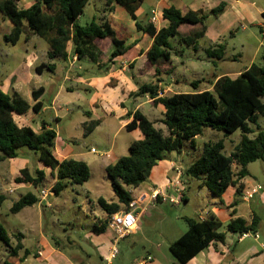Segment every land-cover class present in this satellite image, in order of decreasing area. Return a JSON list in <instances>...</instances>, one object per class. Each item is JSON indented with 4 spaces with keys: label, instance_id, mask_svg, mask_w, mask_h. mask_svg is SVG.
I'll list each match as a JSON object with an SVG mask.
<instances>
[{
    "label": "trees",
    "instance_id": "1",
    "mask_svg": "<svg viewBox=\"0 0 264 264\" xmlns=\"http://www.w3.org/2000/svg\"><path fill=\"white\" fill-rule=\"evenodd\" d=\"M17 1L19 0H0L1 14L14 25L4 39L15 45L24 33L36 34L48 41L50 59L66 60L71 43L72 55L78 59L89 58L97 63L102 55L103 44L110 39L113 49L108 62H113L117 57L127 54L136 44L119 38L106 16H103L100 22L93 19L86 25H80L77 19L91 0H36L27 8H20ZM105 1L107 10L111 9L113 4L124 7L135 20L137 29L154 38L147 51V58L157 75L174 71L175 50L172 39L178 38L180 42L196 47L207 30L209 15L203 12L189 11L183 14L174 6L164 8L162 15L168 24L158 29L152 22L142 24L137 20L136 11L144 0ZM224 8L225 3H222L209 12L218 16ZM205 51L208 58L217 63L225 59L226 46L218 43ZM141 53V50L138 51V54ZM47 66L53 69L50 65ZM196 83H201V80L192 83L197 89ZM212 85V89L171 95H161L158 84L152 82L139 86L135 93L137 96L149 94L155 104L165 107L162 122L169 133L165 134L162 129L157 128L142 111L131 113L133 118L126 125V129H140L143 138L131 142L129 153L106 167L111 187L118 199L116 202H108L102 197L98 198L99 206L107 215L120 210H130L133 202L132 189L149 179L153 167L163 160L167 153L180 151L185 141H193L208 127L223 131L227 135L240 130L242 138L229 154L225 152L223 139L205 144L202 155L187 167L182 175L201 180L217 198H221L229 186H235L237 194L242 193V180L250 174L247 166L257 160L264 161V127L259 123L261 116H264V60L254 63L237 77L221 76L212 82ZM42 91H34V98L38 99ZM42 108L41 101L31 106L21 94H8L0 88V160L18 157L19 149L23 147L34 151L39 160L51 168V173L56 178L53 192L59 195L69 183H86L90 179L91 171L84 161L60 160L55 156L57 132L47 128L46 123L42 124L43 130L37 132L31 126L18 125L15 120V114L21 115L30 109L39 112ZM44 178L43 170L32 174L28 168H24L15 181L18 184L28 183L39 187ZM5 199L6 196L0 194V205ZM38 201L36 194L28 192L15 200L9 210L16 214ZM258 222L256 215L251 223L244 217H234L227 224V230L221 231L223 224L215 216L205 220L188 217L186 232L171 243L170 251L179 263L185 264L208 248L212 242L225 241L227 231L238 234L256 232ZM107 229L106 220H97L92 228L99 234ZM14 235L17 240L15 245L12 243V235L0 222V244L5 243L12 255H16L23 248V235ZM27 253L29 252L26 251ZM4 264L14 263L5 260Z\"/></svg>",
    "mask_w": 264,
    "mask_h": 264
},
{
    "label": "crops",
    "instance_id": "2",
    "mask_svg": "<svg viewBox=\"0 0 264 264\" xmlns=\"http://www.w3.org/2000/svg\"><path fill=\"white\" fill-rule=\"evenodd\" d=\"M144 2L136 11V16H138V11H140L143 7ZM222 3H225L224 11L218 16L212 15L214 18L209 19L208 17V26L205 36L200 40L199 45L194 47V49L200 52L199 54H204L206 58L203 59L215 66H221V62L223 61H238L244 58L246 53L249 54V57L247 58L249 63L245 69L234 73L225 71L216 75L213 80L207 79L205 75H198V77L193 80L187 77L179 79L176 74L177 66L174 55L177 54V51L175 47L173 54V61L175 65L174 71L171 73H162L157 75L155 68L149 63L147 58V51L151 47L154 38L147 32L139 31L136 24H133L135 20L130 16L124 7L118 4H113L111 6L112 10L108 16V18L115 20L116 24H113L110 19H107L110 21L111 26L114 28L119 38L128 43L136 44L127 54L117 57L113 62H108L113 45L111 41L106 40V54L102 50L99 62L94 65L98 67V72L91 75H83L80 72L72 73V69L80 59L70 53L72 51L71 43L68 46L69 56L66 60L58 58L50 59L48 56L49 49H46L44 56L40 58L39 55L30 51L29 42L31 41L32 34L30 32L25 33V35L23 34L20 40L13 45L12 48H7L6 57L3 59V62L6 63L10 58H14L17 60L18 65L8 74L2 73L0 70V88L8 94H12L14 92L21 94L31 106L36 102L41 101L43 108L39 112H35L33 109H30L27 113L21 115L15 114L16 122L20 126H31L37 132L43 130V123L47 124V128L54 129L57 132L54 147L55 156L60 160L74 159L77 161H84L90 167V179H93V182L90 184L88 189H85V193L90 194V192H92V188H94L96 200L102 197L108 202H116L118 200L117 197L115 194L114 196H111V192L108 190L109 184L101 180L100 173L106 171V167L109 164L114 163L120 157L127 155L129 153V146L131 142L143 138V133L140 129L137 128L131 131L126 129V125L133 118L131 113L136 110H140L144 113V104L151 103L154 105V109L160 112L161 118L157 117V119H151L147 114H144L155 123L157 128L163 130L162 125L164 124L162 119L164 117L165 107L162 104H155L154 99L151 98L149 94L137 96L135 93L138 91L140 85L151 82L158 84L161 95L186 92L183 84L193 83L194 81L199 80H201V82L208 81L210 84V87L208 88H213L212 82H215V80L219 77L225 75L237 77L243 71L250 68L254 63H257L259 59V62L264 60V41L259 39V34L262 38H264V0H151L148 7L149 11L146 12L148 19L147 23L151 22L152 10H157L160 21L159 25H156L158 29L168 24V21L164 19L162 15L164 8L174 6L180 9L183 14H186L189 11L209 12ZM5 25L7 26V30H9L6 34H9L14 25ZM257 31H259V33ZM228 34L232 36L231 39L227 38L229 36ZM21 41H24V43L19 49L17 47ZM218 43L225 44L226 55L224 60L214 63L210 58H208L205 50ZM140 50L142 53L138 54V51ZM104 55L105 58L102 57ZM200 59L203 60L201 57ZM47 65H50L53 69H50ZM70 67H72V69H70ZM79 69L82 68L80 67ZM57 76H59V80H57ZM71 81L75 83L77 87L74 85L70 86L68 82ZM199 84L200 83H196L197 88H199ZM39 90H43L42 94L38 99H35L33 92L36 91L39 93ZM66 92H77V100L81 103H76V106L86 108L83 109L82 114L76 119V121H72L71 123L78 122L81 125V127L77 126L78 134L81 136L91 135L94 141L98 143L99 147H96L95 145L88 146L86 144L87 150L71 146L61 148L60 123L62 121V113L64 110L63 106L65 103H70L66 100ZM48 95H50L51 98V106L54 109L53 119L57 122V127H54L45 119H41L40 125L33 126L31 123L33 122L34 124V122L38 120V116L48 110L44 101L45 96ZM66 111L69 113L68 108ZM159 119L161 120L160 124L156 121ZM69 128L73 127L70 126ZM69 132L71 134L74 133V131L70 129ZM122 133L127 134L120 137ZM70 137L73 138L74 136L70 135ZM92 148H95L96 151H91ZM36 156L38 160L36 157L34 159L37 163L39 161L41 165H44L39 160L37 154ZM167 157L168 160L160 161L151 171L150 182L147 185V190L150 191V194L148 195L145 190H142L137 197L132 194L133 202L131 209L139 216L138 227L131 234L121 238L118 243L131 236L137 235L141 230L140 219L146 213V208L144 207L146 199L147 203H151L153 201L161 202L164 200L162 197L161 199L153 200L151 197L152 190L156 188H164L167 184L173 181L176 177L177 169H181L182 172L184 171L179 163L174 161L173 154L171 152L167 154ZM29 158L30 156L25 155L21 159L16 157L0 160V188L8 186L4 188L3 191H0V194H4L7 198L13 195L17 189H28L32 185L28 183L18 184L15 181V178L20 176L21 170L24 168H28L32 174H35L37 170H43L45 172L44 179H47L48 182H50L47 187H51L55 184L56 178L51 173V168L46 167L45 165L44 166L48 168L47 170L40 169L39 167L35 168L36 165L32 166L33 159L30 161ZM183 178L184 177H182V180ZM13 180L14 183H12ZM182 180L180 183L181 187L183 184L182 182L184 181ZM246 183H248V180L244 178L242 180L243 188ZM47 187L40 185L37 192L34 194H36L39 198L41 189ZM206 189L208 190V188L201 182L199 185V193L204 195L205 191H207ZM182 190L183 201H189V196L187 195L185 188L182 187ZM236 191L237 188L235 186H229L222 195L221 199L208 198V207L204 210V212L199 213L196 218L205 220L211 216H215L226 227V225L234 217H244L249 223H251L253 216L256 215L259 219L256 231L259 236H247L241 238V235L239 234L237 242L240 243L241 246L237 249L234 248V242L227 241V239L223 242H212L208 248L199 252L185 264H264L262 260H260L262 257L258 256L261 251H264V223L260 215L262 212L260 207L263 203L253 204L254 198L250 201L244 200L241 196L242 194L237 195ZM28 192L31 191H26L20 196ZM168 193L173 194V189H168ZM103 194H106L110 200L104 197ZM19 197L11 199V202L13 203ZM45 208V204L38 201L37 203L27 206L20 212L16 213L17 215H22L20 219V226L23 227H20L19 229L13 228L11 231L13 234L21 233L23 235L21 241L23 248L20 249L19 256L22 257V254H26V251L29 252L28 257L32 255V251L26 247L28 237H38L40 242H44L46 241L45 239L48 238V235H46L42 229L41 218ZM101 213L102 216L99 217V220H106V212L102 210ZM92 227L93 226H91V229ZM105 232H108L109 235L104 238H95V243L101 247V258L106 261V258H103V255L108 258L113 247H116L117 249L118 243L116 245L114 244V234L112 230L108 228ZM185 232L186 230L179 231L175 239L169 241V251L171 245L170 243L177 240ZM163 240L165 242V237ZM13 241L14 240L12 238V243ZM14 242L15 244L17 243L16 241ZM163 244H157L154 248H152L153 252L161 253ZM46 245L49 250V254H45L43 250L38 249L35 253V259L38 261L37 264H61L58 261L52 262L49 258L54 253L59 254L61 257L62 252L59 251L58 248H53L50 240ZM256 246L261 250L258 251ZM149 255L152 259L149 260L147 264H166L165 261L161 259L164 257H155L154 255H151L150 252L147 253L145 257L137 259L135 264ZM116 257L117 254L114 258ZM27 259V257L24 258L23 263L26 262ZM40 260H43L44 262H41ZM111 263L112 260L110 264Z\"/></svg>",
    "mask_w": 264,
    "mask_h": 264
},
{
    "label": "rangeland",
    "instance_id": "3",
    "mask_svg": "<svg viewBox=\"0 0 264 264\" xmlns=\"http://www.w3.org/2000/svg\"><path fill=\"white\" fill-rule=\"evenodd\" d=\"M35 1L36 0H19L17 3L20 8H27ZM144 1L143 7L140 9V11H138L137 16V20L142 24H146L148 22L146 12L149 11L148 7L151 3V0ZM106 9L107 5L105 0H91L85 6L83 13L77 19V22L80 25H86L93 19H95L97 22H100L104 15H106V18H108L109 14L111 13L112 8L107 11ZM203 13L208 14L209 19L214 18L210 12L204 11ZM108 19H110L113 24H116L115 20H112L111 18ZM5 24H12V22L9 19L4 18L0 12V70L2 73L8 74L9 72L13 71L18 64L17 60L14 58H10L6 63L3 62V59L6 57L7 48H12L13 46V44L7 42L4 39L5 34L9 31L7 30V26ZM133 24H135V22ZM257 32L259 33V31ZM228 35L229 36L227 38L231 39L232 36H230V34ZM259 39L264 41V38H262L260 34ZM108 40L110 41V39ZM23 43L24 41H21L17 48L20 49ZM172 43L177 51V54L174 55V57L177 66L176 74L179 79L187 77L193 80L198 77V75H205L207 79L213 80L216 75L225 71L234 73L236 71L238 72L242 69H245L249 63V60L247 59L249 54L246 53L245 57L238 61H223L221 62V66H215L205 61L203 58H206V56L202 53L199 54L200 52L196 51L193 46H188L185 43L180 42L178 38L172 39ZM29 46L30 51L39 55L40 58L44 56L46 49H50L48 41L36 34H32ZM106 50L107 45L103 44V51L105 54ZM102 57L105 58V55ZM200 57L203 60H201ZM94 65H96V63L92 62L89 58H84L77 61L74 68L72 69V67H70V69H72V73L80 72L83 75H91L98 72V67ZM80 67L82 69H79ZM57 77V80H59V76ZM68 83L70 86L74 85L77 87L72 81ZM183 86L186 89V92H193L207 89L210 87V84L208 81H203L199 84V88L197 89L193 87L192 83H186L183 84ZM77 96V92L65 93L66 100L70 103H65L63 106L64 110L62 113V121L60 123V146L61 148L67 146L79 147L83 150H87L86 144L88 146L95 145L96 147H99L98 143L94 141L91 135L81 136L78 134L77 126L81 127L78 122L71 123L72 121H76V119L82 114L83 109H86L76 106V103H81L78 102ZM44 101L48 107V110L43 112L42 115L38 116V120H36L34 124L33 122L31 124L33 126L40 125L41 119H45L54 127H57V122H55L53 119L54 109L51 106L50 95L45 96ZM67 108L69 109V113L66 111ZM143 110L144 113L147 114L151 119H157V117L161 118L160 112L155 110L154 105L151 103L144 104ZM156 121L158 124L161 123L160 119ZM259 123L262 127H264V116H261ZM68 126L73 128H69ZM162 128L163 132L167 134L168 128L165 125H162ZM69 129L73 130L74 133L71 134ZM255 130H257V128H255ZM125 134L127 133H122L120 137L124 136ZM70 135H73L74 137L72 138ZM241 138L242 133L240 130L227 135L223 131L213 130L208 127L204 129L203 134L197 136L193 141H185L180 151L175 150L171 153L173 154L174 161L179 163L181 168L185 170L202 155L205 144L213 143L223 139L226 146L225 152L229 154L234 149L235 145L240 142ZM167 154L166 157L161 161L168 160ZM25 155L30 156V161L33 159L32 166L36 165L35 168L39 167L40 169L44 170L48 169L44 165H41L39 161L37 163V161L34 159L35 157L37 159L36 153L34 151L29 150L26 147L20 148L18 157L21 159ZM247 168L250 172V174L246 176L248 183L245 184L241 193L242 195H237H241L243 198V193L247 189L246 187H251L254 185V183H260L263 186L262 190H260L255 195L253 204L263 203L260 207L262 211L260 215L264 223V161L257 160L252 162L247 166ZM182 177H184V181L182 180ZM182 177V187L185 188V191L189 196V201L182 200L179 204H174L170 201L169 197H167L161 202L153 201L151 203H147L146 199L144 202L146 213L140 219L141 230L137 235L131 236L117 244V257L112 259L111 264H135L137 259L145 257L149 252L155 257H164L161 259H163L166 264H181L170 253L168 249L169 241L175 239L179 231L187 230L188 226L186 223V218L196 217L199 213L204 212V210L209 205L208 198H217L207 189V191H205L206 195H201V193H199V185L202 182L201 180L193 178L189 175H182ZM100 178L109 184L108 190H110L111 196H114L115 193L113 189L110 188L111 180L108 177L106 171L100 173ZM150 178L151 173L149 175V179L144 184L132 190V194L135 197H137L138 194L142 192V190H145L148 195L150 194V191L147 190V185L150 182ZM92 182L93 179H90L82 185L69 183L59 195H55L54 193L51 194L49 197L51 207H46L44 209L43 216L41 218L43 232L48 235V238L45 239L46 241L40 242L38 237H28L26 247L32 251V255L29 257V253L24 255L22 254V257L19 256L20 250L16 253V255H12L10 249L7 248V245L5 243H1L0 264H4L5 260L11 261L14 264H37L38 261L35 259V253L38 249H41L45 254H49V250L46 245L49 243V240L53 248H58V250L62 252L61 257L59 254L54 253L49 258V260L52 262L58 261L61 264H107V260L105 261V259L101 258V247L95 243V238H104L108 236L109 233L103 232L99 234L95 233L91 229V226H93L94 223L99 220V217L102 216L101 212L103 210L99 206L98 201L95 199L96 193L94 188H92V192H90V194L85 193V189H88ZM12 183H14V180ZM49 184L50 182H48L47 179H44L41 183V185L46 187L49 186ZM3 187L6 188L8 186ZM4 188H0V191H3ZM37 189L38 187H34L33 185H31L28 189H17L13 195L9 194L11 196L7 197L0 205V222L4 224L9 234L12 233L11 229L13 228L19 229L20 227H23L20 226V219L22 215L11 213L9 210V207L12 203L11 199L19 197L26 191L36 193ZM163 189L166 191V193L168 192L165 187ZM173 195L175 196V193H173ZM103 196L110 200L106 194H103ZM108 216L109 215H107V217ZM220 230H227L224 224ZM11 235L13 240L17 242L15 235L13 233ZM164 237L166 243L163 240ZM238 237V233L227 231L226 239L227 241L234 242V248L236 249L241 246V244L237 242ZM14 241L13 244L15 245ZM157 244H163L161 253H156L152 250V248H154ZM257 249L258 251L261 250L258 247ZM258 256L262 257L260 260H262L264 263V251H261ZM26 257L28 259L23 263L24 258ZM103 258H107V256L103 255ZM40 261L44 262L43 260Z\"/></svg>",
    "mask_w": 264,
    "mask_h": 264
},
{
    "label": "built area",
    "instance_id": "4",
    "mask_svg": "<svg viewBox=\"0 0 264 264\" xmlns=\"http://www.w3.org/2000/svg\"><path fill=\"white\" fill-rule=\"evenodd\" d=\"M151 22L154 25H159V15L157 10H152L151 12ZM91 151L95 152L96 149L92 148ZM181 176H182V170L177 169L176 170V177L173 181H171L165 188L173 189L175 196L170 193H166V191L163 188H156L152 190L151 197L153 200H157L158 197H162L164 200L165 198L169 197L170 201L174 204H179L183 200V193H182V187L180 186L181 183ZM54 186V185H53ZM53 186L42 188L39 195V202L45 204L46 207L50 208L51 203L49 202V197L51 194H53ZM247 188V189H246ZM243 193L244 200L250 201L252 200L255 195L262 190L263 186L260 183H254L251 187H246ZM108 228L113 231L114 234V244L116 245L121 238H124L125 236L131 234L134 230L137 229L138 223H139V216L138 214L130 209V210H120L112 215H109L106 219ZM241 238L247 237V236H255L258 237V232L248 231L245 233L240 234ZM117 249L116 247H113L111 250L109 257L106 258L107 263L110 264L111 260L116 256ZM152 257L149 255L145 259L140 260L137 262V264H147L149 260H151Z\"/></svg>",
    "mask_w": 264,
    "mask_h": 264
}]
</instances>
